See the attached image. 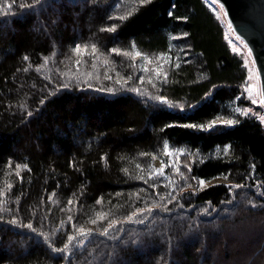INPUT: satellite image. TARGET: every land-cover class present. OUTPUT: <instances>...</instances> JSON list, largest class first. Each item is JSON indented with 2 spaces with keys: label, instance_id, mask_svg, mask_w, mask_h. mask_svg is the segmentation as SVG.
<instances>
[{
  "label": "trees",
  "instance_id": "obj_1",
  "mask_svg": "<svg viewBox=\"0 0 264 264\" xmlns=\"http://www.w3.org/2000/svg\"><path fill=\"white\" fill-rule=\"evenodd\" d=\"M247 86L208 0H0V264H264Z\"/></svg>",
  "mask_w": 264,
  "mask_h": 264
},
{
  "label": "water",
  "instance_id": "obj_2",
  "mask_svg": "<svg viewBox=\"0 0 264 264\" xmlns=\"http://www.w3.org/2000/svg\"><path fill=\"white\" fill-rule=\"evenodd\" d=\"M235 35L248 47L264 92V0H217Z\"/></svg>",
  "mask_w": 264,
  "mask_h": 264
},
{
  "label": "snow or ice",
  "instance_id": "obj_3",
  "mask_svg": "<svg viewBox=\"0 0 264 264\" xmlns=\"http://www.w3.org/2000/svg\"><path fill=\"white\" fill-rule=\"evenodd\" d=\"M144 2H146V0H140V3H141V4H143ZM209 3L212 4L213 6H215L216 3H217V0H209ZM119 19L123 20V19H125V17H124V16H120ZM229 27H231V25H229ZM104 30H107V31H114V30H115V26H113V27H111V28L104 29ZM237 39H239V37H237ZM133 47H135V46H133ZM233 50L236 51V52H240V49H239L238 47H235V46H234ZM74 51H75L77 54H86V53H87V48L85 47L84 49H81L80 45H76L75 48H74ZM111 51H112L113 53H116V54H122V55H124V56L131 57L133 61H135L137 57H140V56L142 55L140 51H135V54H134V55H133L132 52H127V51L121 53V52H120L119 50H117V49H112ZM96 52H97V49H96L95 46H93V47H92V53L95 54ZM248 55H251V53L249 52ZM160 59L163 60V57H161ZM105 63H107V61H105ZM149 63H150V61L148 60L147 57H145V58H144V67H143L141 70H142L144 73L151 72V73L153 74V77H154L156 80H160L161 77H163V80L166 81V80H167L168 73L165 72V71H163V69H164V63H160V64H159V67H156V68H149V67H148V64H149ZM77 64H79V61H77ZM177 66H178V65H177ZM117 75H118V74H117ZM106 78H107V79H112L111 76H107ZM130 78H131V77H129V79H130ZM249 79H250V78H249ZM116 82H117V83H120L121 80H120V79H117ZM140 82L143 83V77L140 78ZM124 83H127V80H124ZM149 83H153V78H152V77H149ZM245 90H246V92L248 93V95H249L250 97L253 95V92H252V86H251L250 84L247 86V88H246ZM136 91H140V89H136ZM261 97H262V98L259 100V104H260V105H264V92L261 93ZM156 99H159V100H161L162 102H164V98H163V97H156ZM251 103L255 105V104H257V100H256V99H252V100H251ZM237 111H238V112H241V113L244 114V115H247V114H248V110H246V109H239V108H238ZM262 119H264V117H262ZM218 122H219L220 124H222V125H229V126H230V125H233L234 123H236V121L233 120V119H222V118H221V119H219V121H217V120H212L211 123H209L207 126L200 125V127H202V128L207 127V128L210 129V128L214 127ZM192 127H195V125H192ZM168 149H169V146H168L167 144H165V145H164L165 155L171 157V156H172V153L169 152ZM225 151H227V149H225ZM19 167H20V165H17V168H19ZM137 167H139V165H137ZM184 167H185V168H188V171H190V168L188 167V165H184ZM166 168H175V171H176L177 173H179L180 165H179L178 163H176V162H173V161H169V162H167V163H165V162L162 161V162H161V167H160L159 170L156 171L155 175H157V176L164 175V174H165V169H166ZM17 175H19V173H17ZM225 178H227V177H225ZM141 179L143 180L144 178L141 177ZM149 179H152V175H151V174H150V176H149ZM193 179H194V178H193ZM145 183H147V181H145ZM199 185H200V188L202 189L203 186L205 185V181H204V180H200V181H199ZM152 187L155 188L156 186L153 185ZM237 187H239V186H237ZM170 195H171V193H170ZM96 203H97V204H100L101 201H100V200H97ZM68 204L71 205V204H72V201L69 200V201H68ZM147 211L150 212V211H151V208L147 209ZM143 212H144V210L137 209L136 212H134L132 215H130V216L127 217V220H128V221H132L133 216H142V215H143ZM104 218H105V216H104L103 213H97V219L92 220L91 223L95 225V224L98 222V220H103ZM71 219H72V218L69 217V220H71ZM138 222L143 223V220L141 219V220H139ZM115 223H116L115 221H112V222L110 223V225H109V228H105V229H104V234H107V232L109 231V229H110L111 227H114V226H115ZM28 227L31 228V225H28ZM79 234H80L81 236H84V235L86 234V233H85V230H84L83 228H80V229H79ZM73 239H74V237H72V236H69V237H68V240H69V241H72ZM68 247H69L68 244H65V245H64V248H65V249H67ZM58 251H62V249H58Z\"/></svg>",
  "mask_w": 264,
  "mask_h": 264
},
{
  "label": "rangeland",
  "instance_id": "obj_4",
  "mask_svg": "<svg viewBox=\"0 0 264 264\" xmlns=\"http://www.w3.org/2000/svg\"><path fill=\"white\" fill-rule=\"evenodd\" d=\"M210 5L213 8L214 14L217 17L218 22L221 24V26L224 29V40H225L226 44L228 45V47L230 48V50L233 54L241 57V59L243 60L245 66L247 68L248 85L250 84L252 86V92H253V95L251 97L253 99H256L257 105L260 106L259 100L262 98L261 97L260 82H259V78H258V74L256 71V67H255L253 58L251 55H248V53L250 51H249L248 47L246 46V44L240 38L237 39V36L235 35L234 31L232 30L231 27H229L230 23L226 17V13H225L223 7L221 6V4L219 2H217L215 6H213L212 4H210ZM234 46L238 47L240 49V52L234 51L233 50ZM262 106H263V110L258 112V109H256L255 112L256 113L258 112L257 113L258 119L264 127V119H262V117H264V105H262ZM169 152L172 153V156L169 157V161L175 162L176 161L175 151L171 150Z\"/></svg>",
  "mask_w": 264,
  "mask_h": 264
}]
</instances>
